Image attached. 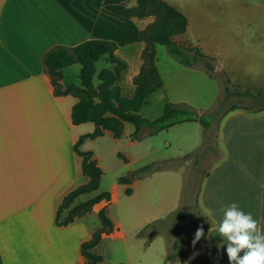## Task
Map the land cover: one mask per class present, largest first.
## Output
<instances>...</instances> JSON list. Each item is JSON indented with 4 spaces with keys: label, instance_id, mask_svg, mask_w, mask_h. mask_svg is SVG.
I'll use <instances>...</instances> for the list:
<instances>
[{
    "label": "crops",
    "instance_id": "crops-1",
    "mask_svg": "<svg viewBox=\"0 0 264 264\" xmlns=\"http://www.w3.org/2000/svg\"><path fill=\"white\" fill-rule=\"evenodd\" d=\"M166 1L178 9L172 1ZM104 2L0 0V264H86L81 245L101 227V223L97 229L92 227L88 218L92 213L98 216L104 207L110 217L108 207L119 200L120 192L126 193L135 184L134 181L120 184L118 180L108 191L109 202L103 199L90 213L66 226L56 224L57 210L65 195L89 182L82 170V157L74 146L82 135L95 130V124L73 123L72 110L79 99L71 94H55L44 56L57 46L74 47L92 39L113 41L117 44L116 56L127 63L118 84L125 97H133L134 77L141 70L146 47L139 35L154 21L152 16L121 17L111 12ZM126 4L134 6L136 0ZM189 37L190 20L186 33L174 40L186 47H197ZM104 59L105 66L100 69L97 66L96 86L100 71L110 66ZM81 69L78 63L64 68L62 87L80 86ZM158 70L164 80L160 67ZM164 85L163 81L160 90ZM186 100L169 98L167 103L188 104ZM218 134L221 159L208 170L198 196L201 210L211 222L205 232L206 264H229L226 245L219 246L222 237L215 232L223 218L222 207L238 203L243 211L252 213L260 221L264 231V110L250 113L240 109L229 113L222 120ZM105 138L120 140L105 131L96 139L86 138L79 147L83 152H92L102 170L95 144ZM204 139L198 143V150ZM177 185L180 189L181 183ZM97 192L79 196L72 207L106 191ZM174 207L175 203L169 205L170 209ZM110 219L114 231L104 234L101 243L111 238L125 239L121 222ZM100 244L90 251L103 257L99 253ZM178 253L175 245L176 257L169 260L167 247L165 252L160 250L158 261L153 260L152 264H195L193 257ZM98 264H105L104 258Z\"/></svg>",
    "mask_w": 264,
    "mask_h": 264
},
{
    "label": "rangeland",
    "instance_id": "rangeland-1",
    "mask_svg": "<svg viewBox=\"0 0 264 264\" xmlns=\"http://www.w3.org/2000/svg\"><path fill=\"white\" fill-rule=\"evenodd\" d=\"M170 1L190 20L191 44L216 59L220 66L217 70L225 72L231 85L264 88V0ZM156 57L165 85L147 99L140 110L143 117L161 116L169 98L188 99V105L202 113L212 111L219 99L224 103L205 134L202 124L192 122L155 135L145 128L135 139L134 126L128 123L122 139L105 138L95 144L103 167L97 193L109 191L122 176H131L135 183L131 195L120 192L119 200L108 207L110 217L121 222L126 234L125 239L111 238L100 244L99 253L105 264H152L158 261L160 250L165 252L167 247L169 255H175V245L178 254L193 257L195 264H206L205 232L211 222L201 210L198 196L208 170L221 159L219 126L232 106L250 113L260 112L245 107L251 103L247 99L227 98L222 76H211L203 63L185 66L167 46L160 44L156 45ZM105 64L102 58L97 66L100 69ZM71 79L75 80L74 75ZM146 165L152 169L139 171ZM171 203H175L173 209L169 208ZM68 213L65 210L62 219ZM88 224L95 229L100 227L99 216L92 213ZM201 226L204 236L193 244Z\"/></svg>",
    "mask_w": 264,
    "mask_h": 264
},
{
    "label": "trees",
    "instance_id": "trees-1",
    "mask_svg": "<svg viewBox=\"0 0 264 264\" xmlns=\"http://www.w3.org/2000/svg\"><path fill=\"white\" fill-rule=\"evenodd\" d=\"M130 0H105V6L114 14L124 18L154 17L139 35L141 41L146 43L142 53V66L140 72L134 77L136 86L133 97H125L118 82L123 78L127 63L116 56L117 44L110 40L92 39L74 47L57 46L48 51L44 56V65L51 76L57 95H73L79 100L73 106L72 120L74 124L93 122L95 130L82 135L74 146L75 151L82 157L83 173L89 177V182L77 187L63 198L56 215V224L66 226L76 218H81L92 211L95 204L103 199L111 200L110 192H103L96 197L80 203L74 207L75 200L83 195L99 189L103 170L93 159L92 152H83L79 149L86 138L96 139L104 135L105 131L112 132L115 139H121L125 123L134 125L133 138L139 139L141 131L145 128L150 135H155L171 127L185 123L198 122L205 129H210L220 113L223 100L219 99L215 108L209 113H202L193 109L186 103H167L161 116L147 119L140 114V110L147 99L163 86V80L157 67L156 45H165L169 51L185 66H194L203 63L211 76H222L224 79L223 92L227 98L238 97L240 100H249L250 107L258 111L264 110V88L248 89L231 85L225 72H219V66L213 56L205 54L199 47H186L178 44L174 37L186 33L189 19L179 9L166 0H136V5L129 7L126 2ZM106 58L110 66L103 68L98 74L99 85L94 84L97 73V63ZM81 64V85H70L63 88L60 81L63 79L62 70L74 64ZM220 73V74H219ZM243 89V90H242ZM239 107L232 106L226 113L236 111ZM196 154V152L194 153ZM126 161L127 159L122 156ZM151 165H146L139 171H149ZM129 176L119 178L120 184H132ZM131 188L126 193L131 194ZM99 207V206H97ZM69 210L68 216L62 219V213ZM101 227L97 229L92 238L81 245V252L86 258V264H98L103 257L92 253L90 250L99 245L104 234L114 231V224L107 214V208L99 211ZM148 227V225L146 226ZM169 255L168 259L175 258Z\"/></svg>",
    "mask_w": 264,
    "mask_h": 264
},
{
    "label": "clouds",
    "instance_id": "clouds-1",
    "mask_svg": "<svg viewBox=\"0 0 264 264\" xmlns=\"http://www.w3.org/2000/svg\"><path fill=\"white\" fill-rule=\"evenodd\" d=\"M220 211L223 218L215 232L222 237L219 246L224 248L226 245L229 264H264V231L260 228V221L252 213L243 211L236 202ZM209 231H213L212 227ZM203 236L201 226L195 233L193 244Z\"/></svg>",
    "mask_w": 264,
    "mask_h": 264
}]
</instances>
